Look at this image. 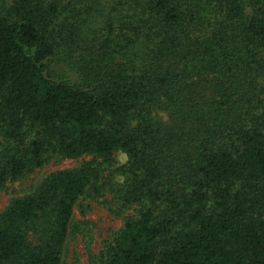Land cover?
<instances>
[{"label":"trees","instance_id":"trees-1","mask_svg":"<svg viewBox=\"0 0 264 264\" xmlns=\"http://www.w3.org/2000/svg\"><path fill=\"white\" fill-rule=\"evenodd\" d=\"M117 152L93 264H264V0H0V187L95 157L0 213V264H59Z\"/></svg>","mask_w":264,"mask_h":264},{"label":"rangeland","instance_id":"rangeland-1","mask_svg":"<svg viewBox=\"0 0 264 264\" xmlns=\"http://www.w3.org/2000/svg\"><path fill=\"white\" fill-rule=\"evenodd\" d=\"M164 118L167 120L165 115ZM94 158L90 154L78 158L54 157L28 176L8 181L0 187V213L14 199L32 193L49 174L78 168L93 161ZM127 160L125 153H115L111 163L102 165L100 191L95 193L89 189L80 197L75 206L70 232L59 264H93L119 234L126 219L136 215V206L123 207L120 199L125 181V175L120 167ZM96 162H102V159L96 158Z\"/></svg>","mask_w":264,"mask_h":264}]
</instances>
